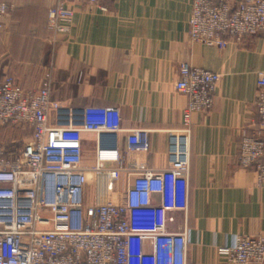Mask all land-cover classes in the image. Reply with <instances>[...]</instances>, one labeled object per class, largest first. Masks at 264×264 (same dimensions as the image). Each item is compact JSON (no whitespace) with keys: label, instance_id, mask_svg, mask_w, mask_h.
Returning <instances> with one entry per match:
<instances>
[{"label":"built area","instance_id":"1","mask_svg":"<svg viewBox=\"0 0 264 264\" xmlns=\"http://www.w3.org/2000/svg\"><path fill=\"white\" fill-rule=\"evenodd\" d=\"M81 1L105 11L102 0H56L48 29L68 35L74 16L69 4ZM10 9L0 1V30ZM259 34L264 0L235 6L192 0L190 41L221 51ZM220 78L179 64L174 89L187 105L180 129L168 136L167 166L150 171L138 160L149 150L147 130L127 132L125 152L119 150L118 107L64 108L50 99L48 78L37 90H24L7 75L0 84V129L29 137L21 146L10 140V151L0 141V264H186L187 231L169 232L167 215L187 210L190 118L212 108ZM257 87L255 110L264 132V72L257 74ZM84 133L95 143L90 164L84 162ZM237 161L254 167L256 185L264 187V140L258 134L241 139ZM122 175L126 184L119 189ZM217 252L229 264H263L264 238L237 236Z\"/></svg>","mask_w":264,"mask_h":264},{"label":"crops","instance_id":"2","mask_svg":"<svg viewBox=\"0 0 264 264\" xmlns=\"http://www.w3.org/2000/svg\"><path fill=\"white\" fill-rule=\"evenodd\" d=\"M0 1L11 5L0 30V84L11 75L22 89L37 90L48 78L50 99L61 107H118L117 146L124 153L125 134L147 130L149 150L138 160L150 171L167 166L168 136L180 129L187 105L174 89L179 64L220 74L212 108L191 115L187 210L169 213L167 230L187 231L186 264H229L217 248L237 236L264 238V187L256 185L254 167L237 161L243 137L264 140L255 110L264 34L220 51L187 38L192 0H102L105 11L70 3L74 16L64 36L47 27L56 0ZM9 130L18 141L19 131ZM22 133L24 142L29 132ZM82 138L90 164L94 139Z\"/></svg>","mask_w":264,"mask_h":264},{"label":"rangeland","instance_id":"3","mask_svg":"<svg viewBox=\"0 0 264 264\" xmlns=\"http://www.w3.org/2000/svg\"><path fill=\"white\" fill-rule=\"evenodd\" d=\"M9 129H11V128H7L6 130H8L7 132H4V134H3V138H0V141H2L3 143H4V146H5V149L7 150V151H10L11 150V148H12V145L11 144H6V143H9V141L10 140H15V136H13L12 134H11V132H10V130ZM8 132H10L9 134H8ZM23 133H25V132H23ZM22 133V134H23ZM26 137V136H25ZM16 139H18V143H20V144H16L15 146H21L22 145V143H23V139H25V138H23V136H21V134H20V132L17 134V138ZM15 146H13V147H15ZM90 189H91V187H90V185H88V187H87V192H88V194L90 193Z\"/></svg>","mask_w":264,"mask_h":264}]
</instances>
